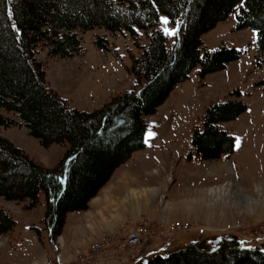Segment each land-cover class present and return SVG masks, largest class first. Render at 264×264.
Returning <instances> with one entry per match:
<instances>
[{
  "label": "trees",
  "instance_id": "16d2710c",
  "mask_svg": "<svg viewBox=\"0 0 264 264\" xmlns=\"http://www.w3.org/2000/svg\"><path fill=\"white\" fill-rule=\"evenodd\" d=\"M236 12V29L256 32L261 66L264 0H0V111L8 113H0V131L17 124L12 114L45 147L69 146L59 164L49 169L0 135V198L29 202L27 208L33 209L43 193L44 222L55 245L68 215L88 211L114 173L146 148L149 118L177 86L197 68L204 81L241 58L240 50L211 51L203 41L205 34ZM160 15L178 26L171 49L159 28ZM95 29L130 33L141 53L133 57L130 69L136 91L117 95L88 113L72 109L50 87L38 48L47 47L52 57L72 58L83 50L81 34ZM142 32L146 45L141 44ZM103 42L108 43L98 40L100 48H106ZM260 84L264 86V81ZM232 97L207 107L203 131L193 130L189 160L215 162L234 153L236 139L222 125L246 113L247 105L240 91ZM15 226L0 207V237ZM222 237L215 248L202 241L142 264H264V244L244 247L238 237Z\"/></svg>",
  "mask_w": 264,
  "mask_h": 264
},
{
  "label": "rangeland",
  "instance_id": "374dc122",
  "mask_svg": "<svg viewBox=\"0 0 264 264\" xmlns=\"http://www.w3.org/2000/svg\"><path fill=\"white\" fill-rule=\"evenodd\" d=\"M238 14L232 13L219 23L204 35L203 41L211 51L223 47L240 50L241 58L225 71L208 75L204 81L198 74L199 68L195 69L189 80L177 86L158 113L149 118L146 150L133 157L136 156V165L143 155L151 158V163L142 162L138 181L132 178L127 182V190L144 188L135 194L136 199L143 196L144 201L136 203L135 209L127 207V219L97 240H87L84 246H71L72 236L68 230L64 231L65 225L53 245L44 222L47 205L43 193L33 209L27 208L29 202L0 198V207L16 221L15 228L0 237V264H58L60 256L66 264H107L109 259L110 264H131L135 257L144 255L137 263L142 264L156 255L166 257L202 241L215 248L222 236L238 237L244 247L264 244V86L260 84L264 81V64H258L256 32L236 29ZM164 16L160 15L159 28L163 32L165 27L175 29L177 35L178 26L169 18L164 25L161 21ZM142 34L141 44L146 45L147 37ZM176 35H167L169 49L174 47ZM80 37L83 50L72 58L52 57L47 47L38 48L50 87L72 109L92 113L113 97L136 91V79L130 69L133 57H138L141 51L130 33L113 35L105 29H95ZM100 38L107 40L108 43L103 42L106 48L99 47ZM236 91L241 92L247 111L237 120L222 125L236 139L234 153L215 162L189 160L193 130L197 127L203 131L207 107L216 101L233 99ZM10 117L17 124L2 128L0 135L44 167L55 168L69 146L45 147L15 115ZM132 167L130 164L128 168ZM150 193L148 202L145 197ZM73 216L69 215L68 223L66 219L68 226ZM178 223L186 227L172 232L170 226ZM141 226L149 228L151 235L134 250L133 256L127 252L125 259L117 261L114 256L91 254L90 247L96 242L124 236L130 229Z\"/></svg>",
  "mask_w": 264,
  "mask_h": 264
},
{
  "label": "crops",
  "instance_id": "0c3cea01",
  "mask_svg": "<svg viewBox=\"0 0 264 264\" xmlns=\"http://www.w3.org/2000/svg\"><path fill=\"white\" fill-rule=\"evenodd\" d=\"M144 150H146V148ZM141 153H143V150ZM135 157L136 156H134L130 163H128V166H124L117 171L113 181L93 200L90 209L87 212L71 213L74 214V216L71 218L70 225L68 226V224H66L64 230L65 232L68 230L69 234L72 236V239L70 237L71 242L69 241L71 246L83 245L84 243H87V240H97V238L114 231L122 221L127 219V207L132 206V208L135 209L134 205L136 203L144 201L143 196H141L142 198L140 197V199L135 198L136 192L143 190L144 188L139 187V190L137 191L127 190V182H130V179L132 178L135 182L138 181L139 177L137 174L141 171L140 166L142 162L143 165L149 164L151 163V158L143 155V158L141 157V160L137 161L136 165ZM130 164L131 167L133 166L131 169L128 168ZM191 187L189 186V188ZM146 195L145 200L148 202L151 201L150 197H152V194L150 193ZM127 202H129V205Z\"/></svg>",
  "mask_w": 264,
  "mask_h": 264
},
{
  "label": "built area",
  "instance_id": "2783aa9c",
  "mask_svg": "<svg viewBox=\"0 0 264 264\" xmlns=\"http://www.w3.org/2000/svg\"><path fill=\"white\" fill-rule=\"evenodd\" d=\"M185 227V225L178 223L171 225L169 229L172 232H176L184 229ZM150 235L151 231L147 227L141 226L130 229L124 236L112 237L109 239L106 238L91 245V254L106 255L107 257L114 256L117 261H120L121 259H125L127 257V252H130L129 255L133 256L134 250L140 248L143 245L144 240ZM142 256L135 257V260L140 259ZM57 263L66 264L63 262L61 256L58 258ZM107 264H110V259Z\"/></svg>",
  "mask_w": 264,
  "mask_h": 264
},
{
  "label": "snow or ice",
  "instance_id": "6c2138e0",
  "mask_svg": "<svg viewBox=\"0 0 264 264\" xmlns=\"http://www.w3.org/2000/svg\"><path fill=\"white\" fill-rule=\"evenodd\" d=\"M161 21L163 22L164 25H167L168 24V17H166V16L161 17ZM164 32H165L166 35H170V36L176 35V30L175 29H170L168 27L164 28ZM149 135H151V134H149Z\"/></svg>",
  "mask_w": 264,
  "mask_h": 264
}]
</instances>
